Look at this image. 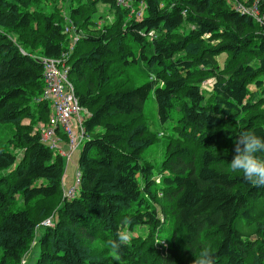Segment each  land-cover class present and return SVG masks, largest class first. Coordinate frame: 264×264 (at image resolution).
I'll return each instance as SVG.
<instances>
[{
	"label": "trees",
	"instance_id": "16d2710c",
	"mask_svg": "<svg viewBox=\"0 0 264 264\" xmlns=\"http://www.w3.org/2000/svg\"><path fill=\"white\" fill-rule=\"evenodd\" d=\"M229 1L0 0V264H20L33 239V264H108L102 244L120 264H149L139 241L118 237L146 226L152 241L162 224L182 236L157 250L160 264L198 261L202 249L211 264H264V186L229 167L243 132L264 136V19L234 5L264 15V0ZM99 6L110 23L96 21ZM65 15L80 35L68 78L90 112L69 199L64 159L33 127L49 116L37 56L68 50ZM150 95L178 133L155 178L141 158L153 143L140 122ZM48 217L52 227L37 226Z\"/></svg>",
	"mask_w": 264,
	"mask_h": 264
},
{
	"label": "rangeland",
	"instance_id": "374dc122",
	"mask_svg": "<svg viewBox=\"0 0 264 264\" xmlns=\"http://www.w3.org/2000/svg\"><path fill=\"white\" fill-rule=\"evenodd\" d=\"M229 1V0H228ZM231 2H235L237 0H230ZM229 1V2H230ZM245 1V0H243ZM132 0H125V3L127 4V7L131 4ZM240 2V1H239ZM233 5V4H232ZM239 5H242L246 12L252 14L255 18V21L259 23L261 19H264V15H260L259 11H256L255 8H252L255 3L252 4V6L248 8H252V11L247 8L245 4L240 2L237 5H234L235 8L237 9ZM99 13L103 16L101 20H96L98 24L101 26L104 23H110L112 20L111 17V11L109 8H105L102 6H99ZM65 26H73L75 29L78 30L77 27L72 23V21L65 15ZM79 33V30H78ZM69 48V46H68ZM67 51H73L72 50H67ZM69 58V57H68ZM67 58V59H68ZM223 60H225V54H222L218 57V62L223 64ZM254 84L250 85V89H253ZM203 90L204 91H209L210 90V84H204L203 85ZM76 95V94H75ZM77 97V96H76ZM78 99V98H77ZM79 102V101H78ZM141 123L145 125L146 129L148 132L151 134L153 138V143L152 145L144 150L142 152L141 158L143 161L148 162L149 164L152 165L153 167V177H157L158 174L156 173L161 161L163 160V150L166 148L168 143L171 142V144H174V141L178 138V133L176 132V127L177 124L173 120H166V121H161L157 115V109H156V102L155 99L152 95L149 96V98L145 102V107H144V112H143V118L140 119ZM23 123H28L27 120H23ZM46 122L45 121H35L33 127L38 126V124L44 125ZM2 138L4 141L7 140L8 136H10V130L7 128V130L2 131ZM59 138L62 140H65L62 135H59ZM188 145L192 144V140L188 138ZM84 142H82L76 151L72 155V160L71 162L69 161L67 165L65 166L64 169V174H63V181L61 182V189H62V197L64 198V195L68 192L69 188L71 185H73V176L76 174L77 170V159L79 156V152L83 146ZM191 148H195V143L190 146ZM198 149V147H196ZM14 154H17L18 160L21 158L20 150L18 149H12ZM53 152V151H52ZM19 154V155H18ZM53 154H56L53 152ZM71 189V188H70ZM77 194V193H75ZM168 204H163L164 207H167ZM49 206V204H48ZM160 218L162 219V213L160 212ZM165 226V228H164ZM40 230H37L36 233H39ZM126 232V231H123ZM149 228L146 226H139L134 228L130 233H126L124 235V239L128 240L129 242L131 240H137L139 241L140 245V255L145 261L149 264H160L158 259L160 256L157 254V250L161 251V253L166 250L168 245L176 241V243H180L179 236H182V232L175 227L174 232L173 229L169 228L166 224H162L161 227L156 229V232L154 233L155 237L153 236V240L151 241L149 236ZM171 233H174V238L170 239ZM176 233V234H175ZM37 241L33 239L32 242L30 243V246L25 254L22 255L20 264H30L32 261V264L34 263V260L37 258L38 251L37 248L34 249V247L37 245ZM172 241V242H171ZM175 243V245H176ZM102 251L105 250L108 258L104 257L106 260L108 259V264H120L115 257L113 258L112 254H110L107 246L105 244H102L101 247ZM180 261L175 262V264H197L196 259L192 260H187V259H177Z\"/></svg>",
	"mask_w": 264,
	"mask_h": 264
},
{
	"label": "built area",
	"instance_id": "2783aa9c",
	"mask_svg": "<svg viewBox=\"0 0 264 264\" xmlns=\"http://www.w3.org/2000/svg\"><path fill=\"white\" fill-rule=\"evenodd\" d=\"M116 3L127 6L125 0H116ZM237 10L250 14L242 5H239ZM64 32L68 34V50H72L80 38L78 30L73 26H64ZM71 53L72 51H65L58 58L37 56L43 66L44 82L42 98L38 101H47L49 107L48 120L44 125L38 124L37 131L40 141L51 151L60 155L66 164L71 161L78 146L88 140L84 131V121L90 116V112L79 104L73 85L68 78L66 59ZM59 135H62L65 140L59 138ZM62 143L65 144V149L61 146ZM78 184L79 173L76 171L74 186L68 190L64 198H71ZM37 226L52 227V217H48Z\"/></svg>",
	"mask_w": 264,
	"mask_h": 264
},
{
	"label": "clouds",
	"instance_id": "9594fccd",
	"mask_svg": "<svg viewBox=\"0 0 264 264\" xmlns=\"http://www.w3.org/2000/svg\"><path fill=\"white\" fill-rule=\"evenodd\" d=\"M229 167L233 172L242 173V179L246 184L253 187L264 186V136L255 132H243L233 147ZM197 264H211L207 249H202Z\"/></svg>",
	"mask_w": 264,
	"mask_h": 264
},
{
	"label": "crops",
	"instance_id": "0c3cea01",
	"mask_svg": "<svg viewBox=\"0 0 264 264\" xmlns=\"http://www.w3.org/2000/svg\"><path fill=\"white\" fill-rule=\"evenodd\" d=\"M61 146H62L64 149H65V147H66L65 144H63V143L61 144ZM71 160H72V159H71ZM70 162H71V161H70ZM68 164H69V163H68ZM65 165H67V164L65 163ZM62 181H63V178H62ZM73 182L75 183L74 176H73ZM74 183H73V185L70 186V188H71L72 186H74ZM70 188H69V189H70ZM76 188H77V187H76ZM75 190H76V189H75ZM74 193H75V192H74Z\"/></svg>",
	"mask_w": 264,
	"mask_h": 264
},
{
	"label": "bare ground",
	"instance_id": "6f19581e",
	"mask_svg": "<svg viewBox=\"0 0 264 264\" xmlns=\"http://www.w3.org/2000/svg\"><path fill=\"white\" fill-rule=\"evenodd\" d=\"M240 12V11H239ZM72 198V197H71Z\"/></svg>",
	"mask_w": 264,
	"mask_h": 264
}]
</instances>
